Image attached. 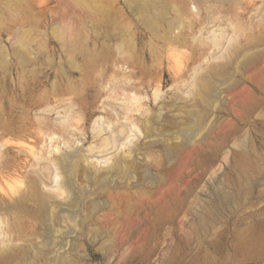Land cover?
<instances>
[{
    "label": "rangeland",
    "instance_id": "374dc122",
    "mask_svg": "<svg viewBox=\"0 0 264 264\" xmlns=\"http://www.w3.org/2000/svg\"><path fill=\"white\" fill-rule=\"evenodd\" d=\"M217 33L218 45L211 41ZM121 76L145 94L140 107L149 116L183 121L177 130L156 129L164 128L170 147L184 141V131L193 136L172 161L146 144L141 126L119 149L118 156L147 146L155 164L165 163L151 167L161 180L136 169V182L109 183L102 177L117 155L106 162L92 153L85 169L93 194L110 196L94 216L107 210L124 221L139 212L131 240L143 244L110 246L100 223L97 236L65 237L76 242L68 247L71 264H264V0H0L1 139L16 142L15 133L35 127L45 101L63 111L74 97L88 117L87 148L98 141L92 120L110 102L106 95L118 93ZM190 106L201 113L189 115ZM200 135L204 150L194 143ZM73 193L68 201L79 199ZM82 219L76 216L78 226ZM23 233L17 241L26 240ZM56 251L35 264L58 263L63 251Z\"/></svg>",
    "mask_w": 264,
    "mask_h": 264
},
{
    "label": "bare ground",
    "instance_id": "6f19581e",
    "mask_svg": "<svg viewBox=\"0 0 264 264\" xmlns=\"http://www.w3.org/2000/svg\"><path fill=\"white\" fill-rule=\"evenodd\" d=\"M218 33L212 34L214 38L211 39L216 45L220 44L222 38V33ZM231 43L229 39L224 52ZM119 81L118 93L115 96L106 95L105 100L110 102L103 101L92 120L90 132L98 141L90 143L85 149L84 141L90 137L87 128L88 117L74 97L67 98L68 105L63 111L56 110L57 105H53L51 101H45L43 113L38 116L36 126L15 133L18 137L16 142L10 143L0 137V264H35L40 254L47 256L52 252L57 253L56 250L63 251L60 252V260L56 264H71L68 247L75 246L76 242H68L65 237L72 235L75 239L77 235L95 236L99 234L98 230L103 232L100 223L106 226L104 228L107 231L103 234L106 235L105 240L110 246L143 244L138 239L131 240L134 226L142 220L139 212L129 214L124 221L118 217L112 218L107 210L94 216L95 211L109 204L110 196L101 195L104 193L103 190L93 194L90 176L85 166L94 163L92 154L94 151L100 153L106 162L109 158L105 155L109 153L117 155L119 149L131 142L134 131H138L139 126L146 130V144L161 147L168 161L176 160L181 156V148L184 145H179L182 142H191L193 135L181 131L184 133V139L181 137L184 141H180L178 147L177 144H174L176 147H170L164 140L166 137L161 136L164 128H159V131L156 129L159 126L169 125L177 130L175 126H180L183 121L149 116L150 110H141L140 107L145 94L138 93L133 86L128 85L129 80L126 76L119 77ZM152 94L154 99L160 98L162 89L155 86ZM185 111L197 117L198 110L195 113L196 110L191 109V106ZM134 112L139 113V117H134ZM53 113L55 116L50 119ZM200 116L202 118V114ZM203 117L205 118V115ZM154 124L157 127H154ZM195 126L198 128L196 124ZM165 130L167 131L166 128ZM200 136L193 142H197L199 150H204L207 138ZM55 142L56 144L53 145ZM48 147L52 148L49 151L52 155H46ZM145 148L146 150L136 145L131 151H123L119 156L117 155L115 163L109 166L112 171L102 179L109 175V183H115L117 177L123 179L127 177L131 182H136L137 176L134 171L141 169L145 180H161L159 171L154 172L151 167H160V164L163 166L165 163L155 164L151 160L153 158L148 155L147 146ZM10 151L16 154L10 155ZM133 158L137 161L134 162L135 164L132 162ZM72 191L80 193L78 200L76 195L75 198L67 200ZM57 197L64 199V202H57L55 200ZM82 213L83 223L78 226L76 216ZM25 230L28 236L26 240L24 238L22 241H17L18 236ZM78 245L81 246L79 243ZM52 263L53 261L49 262Z\"/></svg>",
    "mask_w": 264,
    "mask_h": 264
}]
</instances>
